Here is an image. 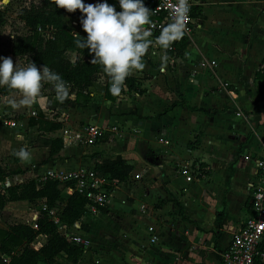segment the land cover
<instances>
[{
  "label": "crops",
  "instance_id": "crops-1",
  "mask_svg": "<svg viewBox=\"0 0 264 264\" xmlns=\"http://www.w3.org/2000/svg\"><path fill=\"white\" fill-rule=\"evenodd\" d=\"M42 1L22 0L21 10ZM200 13L183 56L164 60L149 49L145 67L128 77L142 94L125 85L110 102L102 77L89 101L71 88L76 99L64 103L54 92L30 106L14 107L17 93L0 98V160L9 171H20L3 186L43 182L50 173L95 168L119 156L134 167L106 213L89 211L77 225L60 226L64 236L87 243L78 264H223L222 254L253 215L255 162L264 156V0H207ZM0 57L25 66L10 52ZM39 112L62 125L44 133L64 141L56 159L39 145V129L30 124ZM4 119L17 127H4ZM93 122L118 132L93 146L80 143L77 136ZM21 148L30 153L27 160L16 156ZM31 206L8 203L0 229L26 224L11 223L24 215L36 227L40 216ZM150 227L159 236L156 244L148 241Z\"/></svg>",
  "mask_w": 264,
  "mask_h": 264
},
{
  "label": "trees",
  "instance_id": "trees-1",
  "mask_svg": "<svg viewBox=\"0 0 264 264\" xmlns=\"http://www.w3.org/2000/svg\"><path fill=\"white\" fill-rule=\"evenodd\" d=\"M202 3L207 0H198ZM110 5H115L117 11H121L118 0H107ZM90 4L89 0H84ZM145 6L148 3L144 1ZM201 7V6H200ZM200 7L195 8L194 17L199 18ZM82 13L68 12L56 6V0H44L39 4L32 3L23 8L18 15L28 32L26 35L16 36L10 43V54L25 61V66L34 62L38 67L47 65L52 71L60 74L72 91L77 92L78 99L89 101L88 92L95 87L102 77L107 80V99L115 102L119 96H113L109 91L110 79L104 73L102 66L92 64L93 56L87 49L77 46L75 33L86 38L81 17ZM155 20L151 13L150 23ZM149 23V24H150ZM6 25L3 15H0V27ZM54 31V37L45 39L39 33V29ZM190 46L189 39H182L175 44V53L168 56H183ZM150 49V48H149ZM76 55L71 59L68 54ZM260 77V74H258ZM125 85L130 91L138 90L136 81L127 78ZM43 92L53 89L49 82L42 88ZM16 94L13 90L0 87V98ZM40 96H44L43 93ZM178 105V104H177ZM176 105V106H177ZM31 126L38 127L39 145L50 149V159H56L64 149V141L60 138H46L44 133L51 134L62 128V125L49 121L42 112L36 118L30 120ZM95 171L111 182L125 183L130 180L134 167L128 164L121 156L115 160L104 161L97 164ZM20 174V171H9L4 162L0 160V213L2 214L8 203L28 202L32 206H38L40 217L36 227L29 224H16L8 230L0 229V264H78L86 253L82 246L71 243L61 232L60 225L55 218L67 227L77 225L83 217L88 215L89 201L85 196L75 192L69 194L70 188L75 189V183H62L52 179L43 182L29 181L16 186H3L10 176ZM112 189V187H111ZM46 206L47 209H44ZM51 210H58L52 216ZM107 212L106 208H99ZM47 238V243L36 250L34 243L41 237Z\"/></svg>",
  "mask_w": 264,
  "mask_h": 264
},
{
  "label": "clouds",
  "instance_id": "clouds-1",
  "mask_svg": "<svg viewBox=\"0 0 264 264\" xmlns=\"http://www.w3.org/2000/svg\"><path fill=\"white\" fill-rule=\"evenodd\" d=\"M121 11L107 0L96 4H85L84 0H56V6L68 12L79 10L83 15L81 24L86 38L75 33L77 46L87 49L93 56L92 64L102 66L110 79L109 91L119 96L125 87L126 79L134 70H142L145 65L143 57L149 48L157 45L168 49L173 42L185 35V20L190 11L188 0H178L173 9V20L164 26L160 35L151 39L152 33L145 28L150 23L151 10L145 6L144 0H118ZM164 60L167 57H163ZM53 85L55 99L64 103L70 96V86L47 65L38 67L34 62L24 67L11 57H0V87H6L20 95V100L13 101L14 107L30 106L40 96L42 82ZM21 160H27L30 153L21 148L16 152Z\"/></svg>",
  "mask_w": 264,
  "mask_h": 264
},
{
  "label": "built area",
  "instance_id": "built-area-1",
  "mask_svg": "<svg viewBox=\"0 0 264 264\" xmlns=\"http://www.w3.org/2000/svg\"><path fill=\"white\" fill-rule=\"evenodd\" d=\"M148 3V8L155 17V20L150 24L145 25V28L152 33L150 37L155 41V38L160 35L164 26L171 23L173 20V9L177 5L178 0H144ZM103 2V0H89L90 4ZM190 11L185 20V35L182 39L191 40L196 29L197 21L194 17L195 8L202 6V2L198 0H188ZM45 32H51L45 35ZM39 33L45 39L53 38L54 31L48 29H39ZM180 39V40H182ZM180 40L175 41L168 49H163L157 45L150 47L153 53H162L166 57L168 53H175V44ZM171 57V56H169ZM176 55L172 58L176 59ZM228 88V85H225ZM4 127L16 128L17 124L13 121L4 119L2 122ZM108 132H118L117 127L99 126L95 122L85 126L83 135L77 136L80 143L93 146L97 141L105 136ZM165 140L162 138L161 142ZM168 144V142H165ZM256 178L251 184L252 189V211L253 215L242 223L240 230L234 235L230 246L222 254L223 264H264V156L256 159L255 162ZM193 171L192 174H197ZM47 179L60 181L62 183H75V189L70 188L69 194L78 192L86 197L89 201L87 206L90 212H96L99 208H107L110 205V200L113 198L114 191L119 187V183L111 182L108 178L101 176L95 171V168L77 170L70 173L59 172L50 173ZM135 179H141L140 175H136ZM193 175L188 177V181L192 183ZM112 187V189H111ZM44 209H47L45 207ZM55 213L51 211V215ZM55 222L60 226L62 223L55 218ZM149 242L156 244L159 236L154 228H149ZM71 243L82 246L87 250V243L82 238L74 236H65Z\"/></svg>",
  "mask_w": 264,
  "mask_h": 264
},
{
  "label": "rangeland",
  "instance_id": "rangeland-1",
  "mask_svg": "<svg viewBox=\"0 0 264 264\" xmlns=\"http://www.w3.org/2000/svg\"><path fill=\"white\" fill-rule=\"evenodd\" d=\"M21 1L22 0H0V15H3L6 20V25L1 27L0 29V55L2 54L7 55L10 52V43L16 36L26 35L28 32L25 25L18 18V15L21 12V7H23V4L21 3ZM50 33L51 32H45V35H48ZM68 56L73 60L76 59L74 58V55L71 53H69ZM17 62H19V60H13V63H17ZM45 83L47 82L46 81L42 82L40 92L43 93L44 96L53 94V92L55 93L53 89L43 92L42 88L44 87ZM37 207L38 206H31V208L36 211H37ZM26 211H28L27 208H25V212ZM51 211H53L56 214L58 210H51ZM18 213H21V212L18 211ZM25 216L27 215H24V217L22 218L17 217L16 219L12 220L11 223L14 224L16 222L17 223L24 222L28 224L30 220L28 218H25ZM39 216H40V213H39ZM52 216H54V214H52ZM6 217H7L6 215H3L0 213V218L2 220H5V222H7ZM41 245L42 246L44 245L42 239H38L34 243V247L36 250L38 247L40 249Z\"/></svg>",
  "mask_w": 264,
  "mask_h": 264
},
{
  "label": "water",
  "instance_id": "water-1",
  "mask_svg": "<svg viewBox=\"0 0 264 264\" xmlns=\"http://www.w3.org/2000/svg\"><path fill=\"white\" fill-rule=\"evenodd\" d=\"M157 172H158V170L157 169H155Z\"/></svg>",
  "mask_w": 264,
  "mask_h": 264
}]
</instances>
